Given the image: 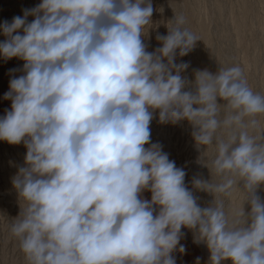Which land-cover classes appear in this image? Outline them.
<instances>
[{"label":"clouds","instance_id":"obj_1","mask_svg":"<svg viewBox=\"0 0 264 264\" xmlns=\"http://www.w3.org/2000/svg\"><path fill=\"white\" fill-rule=\"evenodd\" d=\"M153 11L152 0H41L0 24V57L24 61L4 94L0 141L27 149L12 180L24 206L8 225L26 264H176L182 228L206 245L208 264H264V94L239 65L195 70V91L185 90L190 65L175 63L177 50L200 39L175 15L149 52ZM157 110L160 123L187 120L196 145L214 149L204 163L219 180H192L210 206L151 142ZM237 190L247 213L218 198Z\"/></svg>","mask_w":264,"mask_h":264},{"label":"rangeland","instance_id":"obj_2","mask_svg":"<svg viewBox=\"0 0 264 264\" xmlns=\"http://www.w3.org/2000/svg\"><path fill=\"white\" fill-rule=\"evenodd\" d=\"M40 3L41 0H0V24L5 21L11 23L13 17H22L24 10L35 8ZM152 4V25L147 37L143 38L149 52L162 46L156 36L167 35V25L175 15H184L187 20L185 26L200 39L183 57L178 55L177 50L175 63L186 62L190 65L181 73L182 78L191 82L185 90L195 91V70L207 69L216 73L221 66L239 65L249 86L264 94V0H152ZM33 19L34 17L29 16L28 22ZM5 39L0 31V42ZM23 64L24 61L18 58L5 60L0 57V117L4 116L5 110L11 108V101L5 100L4 94L9 91L10 79L24 74ZM257 119L261 129H264V116ZM150 129L151 142L161 144L169 159L185 170V185L193 192L198 204L202 208L210 206L214 196L196 190L192 180L194 177L213 182L219 180L204 163L210 164L215 155L214 149L209 148L206 151V148L196 145L192 137L193 126L187 120L176 124L160 123L158 110L154 113ZM26 152L23 142L10 145L0 141V264H26L18 242L8 230L11 219L19 214L20 206H24L12 180L19 168L26 166ZM238 187L242 188L243 182ZM256 194L264 199V185L257 188ZM142 196L151 199L148 191L143 192ZM218 198L224 201L228 212L241 209L243 204L245 212L250 211V205L245 202V194L238 190L231 197ZM181 232L184 235L180 243L185 246L186 251L172 253L176 264H195L197 257L200 258V264H208L210 253L204 243L194 242V230L182 228ZM223 264H231V261H224Z\"/></svg>","mask_w":264,"mask_h":264},{"label":"bare ground","instance_id":"obj_3","mask_svg":"<svg viewBox=\"0 0 264 264\" xmlns=\"http://www.w3.org/2000/svg\"><path fill=\"white\" fill-rule=\"evenodd\" d=\"M202 192V191H201ZM192 234H194V232L192 233ZM206 246V245H205ZM205 250V249H204ZM206 252V251H205ZM208 253V252H207Z\"/></svg>","mask_w":264,"mask_h":264}]
</instances>
